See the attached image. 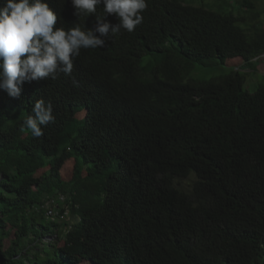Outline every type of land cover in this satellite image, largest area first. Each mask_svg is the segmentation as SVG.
Masks as SVG:
<instances>
[{"label": "trees", "instance_id": "trees-1", "mask_svg": "<svg viewBox=\"0 0 264 264\" xmlns=\"http://www.w3.org/2000/svg\"><path fill=\"white\" fill-rule=\"evenodd\" d=\"M46 1L54 31L105 15ZM234 1L145 0L142 24L81 49L71 76L0 88V264H264V85L244 87L264 19ZM197 65L232 66L189 81ZM41 99L55 123L37 139L24 121Z\"/></svg>", "mask_w": 264, "mask_h": 264}, {"label": "clouds", "instance_id": "clouds-1", "mask_svg": "<svg viewBox=\"0 0 264 264\" xmlns=\"http://www.w3.org/2000/svg\"><path fill=\"white\" fill-rule=\"evenodd\" d=\"M101 2L105 13L102 18L95 15ZM72 3L77 17L95 15L93 29L83 31L77 25L54 31L58 16L46 0H7L0 7V88L10 97L19 99L26 83L55 80L60 73L71 76L74 59L81 49L103 48L105 41L121 30L132 33L142 24L147 9L145 0H72ZM108 15H115L119 23L107 22ZM32 113L24 125L39 139L44 135L42 126L55 123V117L51 105L46 106L42 99L35 103Z\"/></svg>", "mask_w": 264, "mask_h": 264}, {"label": "rangeland", "instance_id": "rangeland-1", "mask_svg": "<svg viewBox=\"0 0 264 264\" xmlns=\"http://www.w3.org/2000/svg\"><path fill=\"white\" fill-rule=\"evenodd\" d=\"M205 3L198 0V2H193L195 5H204L206 8H210L215 11L219 12H229L233 9L234 14H238V10L236 11V2L234 0H218L217 3H214L210 0H204ZM256 6L259 8L258 10L261 11V18L264 19V0H254ZM264 58V55L262 56ZM241 60L233 59L228 61L227 64H233L234 66H238L241 64ZM229 66L232 65H225V66H200L197 65L195 70L191 73L188 80L189 81H208L211 79H217L220 76L226 75L229 73ZM246 82L244 87L246 90L253 92L255 91L257 85L263 84L264 85V63L262 62L261 65L257 67V72L253 70L250 71L249 69L246 70ZM187 80V81H188ZM83 113L80 114L82 116ZM65 175L68 176V172L71 169V163L66 164L65 166ZM192 176H188L184 181L190 182L192 181ZM71 222V218H69ZM83 264H91V263H83Z\"/></svg>", "mask_w": 264, "mask_h": 264}, {"label": "bare ground", "instance_id": "bare-ground-1", "mask_svg": "<svg viewBox=\"0 0 264 264\" xmlns=\"http://www.w3.org/2000/svg\"><path fill=\"white\" fill-rule=\"evenodd\" d=\"M161 47V46H160ZM167 47V46H166ZM187 50V49H186ZM189 55V54H188ZM183 56H184V53H183ZM183 58V57H182ZM192 58V57H191ZM183 60V59H182ZM186 60V59H185ZM184 60V61H185ZM175 61V60H174ZM198 61V60H197ZM189 62V61H188ZM200 62V61H199ZM205 64V63H204ZM191 65V64H190ZM219 65H220V63H219ZM175 69V68H174ZM185 70V69H184ZM189 70V69H188ZM189 72H187V74H188ZM178 74V73H177ZM196 83V82H195ZM194 84V83H193ZM115 102V101H114ZM115 104V103H114ZM257 107V106H256ZM120 108V107H119ZM118 109V108H117ZM254 110V109H253ZM258 111V110H257ZM118 112V111H117ZM161 113V112H160ZM251 115V114H250ZM262 115V114H261ZM260 115V116H261ZM256 116V115H255ZM249 117V116H248ZM254 117V116H253ZM259 117V116H258ZM263 117V116H262ZM117 118V117H116ZM251 120V119H250ZM248 121V120H247ZM247 121H245V122H247ZM264 121V120H263ZM252 123V122H251ZM246 124V123H245ZM251 125V124H250ZM253 125V124H252ZM137 126H138V124H137ZM252 128H253V126H252ZM246 131H247V129H246ZM247 133V132H246ZM257 133V132H256ZM260 137V136H259ZM89 174V173H88ZM186 179V178H185ZM181 180V179H180ZM81 181V180H80ZM94 181V180H93ZM92 181V182H93ZM191 183H192V181H191ZM84 184V183H83ZM94 184V183H93ZM95 185V184H94ZM96 185H98V183L96 184ZM73 188V187H72ZM97 188H99L98 186H97ZM73 191V190H72ZM188 191V190H187ZM64 192H65V189H64ZM63 192V193H64ZM76 192V191H75ZM92 193V192H91ZM86 196V195H85ZM82 198V197H81ZM76 200H79V197H78V199H76ZM114 200V199H113ZM70 202V201H69ZM79 202V201H78ZM77 202V203H78ZM124 202V201H123ZM101 204V203H100ZM99 205V204H98ZM102 205V204H101ZM58 206V205H57ZM73 206V205H72ZM80 206V205H79ZM100 206V205H99ZM102 207V206H101ZM104 207V206H103ZM108 207V206H107ZM113 207V206H112ZM80 208V207H79ZM96 208H98L97 206H96ZM227 208V207H226ZM31 209H33V208H31ZM103 209V208H102ZM107 210V209H106ZM65 211V210H64ZM99 211H100V209H99ZM114 212V211H113ZM117 212V211H116ZM58 213V212H57ZM239 213V212H238ZM96 214V213H95ZM81 215H82V213H81ZM93 217V216H92ZM47 218V217H46ZM99 219V218H98ZM54 221V220H53ZM99 224V223H98ZM108 224V223H107ZM49 225H50V223H49ZM52 225V224H51ZM57 225V224H56ZM61 225V224H60ZM93 225V224H92ZM79 227V226H78ZM98 227V226H97ZM105 227V226H104ZM133 227V226H132ZM35 228V227H34ZM119 228H121V227H119ZM123 228V227H122ZM81 229V228H80ZM106 231V230H105ZM83 232V231H82ZM71 233V232H70ZM80 233V232H79ZM74 235V234H73ZM129 236V235H128ZM59 238V237H58ZM105 238V237H104ZM109 238V237H108ZM119 243V242H118ZM60 245V244H59ZM62 245H63V243H62ZM60 247H62V246H60ZM85 247V246H84ZM33 248V247H32ZM58 249V248H57ZM36 253V252H35ZM18 255V254H17ZM59 255V254H58ZM47 256V255H46ZM60 258V257H59ZM43 260H45V259H43ZM47 260V259H46ZM43 262V261H42ZM75 263V262H74Z\"/></svg>", "mask_w": 264, "mask_h": 264}, {"label": "built area", "instance_id": "built-area-1", "mask_svg": "<svg viewBox=\"0 0 264 264\" xmlns=\"http://www.w3.org/2000/svg\"><path fill=\"white\" fill-rule=\"evenodd\" d=\"M48 214L51 215L52 217H55V213H53L52 209H49Z\"/></svg>", "mask_w": 264, "mask_h": 264}]
</instances>
